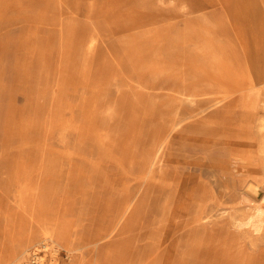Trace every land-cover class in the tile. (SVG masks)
Segmentation results:
<instances>
[{"label":"rangeland","instance_id":"374dc122","mask_svg":"<svg viewBox=\"0 0 264 264\" xmlns=\"http://www.w3.org/2000/svg\"><path fill=\"white\" fill-rule=\"evenodd\" d=\"M242 50L256 87L171 132ZM263 96L264 0H0V264H264Z\"/></svg>","mask_w":264,"mask_h":264},{"label":"bare ground","instance_id":"6f19581e","mask_svg":"<svg viewBox=\"0 0 264 264\" xmlns=\"http://www.w3.org/2000/svg\"><path fill=\"white\" fill-rule=\"evenodd\" d=\"M233 28V25H232ZM233 30V29H232ZM234 32V30H233ZM235 34V33H234ZM95 40L92 39L91 43L94 44ZM236 43L239 44L237 38ZM243 51V50H242ZM244 54V51H243ZM227 67V66H226ZM247 70L245 68V54H244V64L241 68V72H239L237 75H232L231 72H229V69L225 70V68L221 65V91L224 93V95L221 96V99L216 101L215 99H212L208 96L209 92L208 89H212L211 85L214 84L205 82L203 86L201 87H195L191 89V91L188 90V87L185 85L182 88L175 89V93L177 95L176 102H178L177 105H175V109L177 110V114L183 116L179 117L176 116L173 122V127L171 128V132L175 129V127H178L182 124V122H185L186 120L197 116L201 114H205L207 111L213 109L215 105L223 104L224 102H227L229 100L230 103L237 98V95L245 91L246 89H252L253 87H256V83L254 80L248 77ZM242 75V76H241ZM179 81L182 83H186L187 80L185 78H179ZM217 83V82H216ZM214 85H218L219 83ZM188 84V83H187ZM244 85V86H243ZM199 97V98H198ZM235 101V100H234ZM184 106H195L193 107L191 111L185 110ZM243 112L248 114V117L250 119V122L254 121L258 115L264 116V96L259 101V104L256 102V99H254L253 103L251 105H243ZM262 122H264V118L261 119ZM263 131V130H262ZM166 139L163 140L160 145L158 146L156 150L155 160L156 162L160 161V153L166 146ZM247 143V144H246ZM252 144L248 142L243 143V145L238 149V154L235 156L236 161H238L241 165H248L251 168V171H255V164L260 166V170L264 172V169H262L261 164L256 162L255 155L252 150ZM258 169V168H257ZM163 171V170H162ZM163 173V172H162ZM259 186L251 184L247 188V192L251 194H257L258 193ZM134 199H132L130 202H128L119 212L117 215V219L115 224L105 232L103 235V239H109L119 230L121 223L125 220L129 210L131 209V205L133 204ZM195 213V212H194ZM257 213L259 216L264 215V208L262 206H259L257 208ZM188 216H192L188 214ZM196 216V214L193 215V217ZM178 219V216L176 214V211L174 208H170L168 211H166V214H164L162 221L164 223L170 222L175 223ZM204 219V218H202ZM187 226L184 227V239L190 240L191 237L194 235L193 231L187 230ZM54 236L52 237H45L41 241L42 245L47 248L50 245L54 247L55 243ZM37 246V245H36ZM35 245L32 246L35 250L37 249ZM153 247V246H152ZM155 248V247H154ZM153 248V249H154ZM156 249V248H155ZM154 251V250H153ZM154 253V252H153ZM123 259L127 258L126 255L122 257ZM136 260L140 261L141 257H136ZM135 264V263H134Z\"/></svg>","mask_w":264,"mask_h":264}]
</instances>
